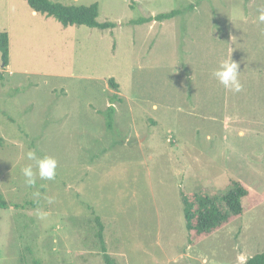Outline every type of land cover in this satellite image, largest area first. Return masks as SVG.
Segmentation results:
<instances>
[{"label":"rangeland","instance_id":"374dc122","mask_svg":"<svg viewBox=\"0 0 264 264\" xmlns=\"http://www.w3.org/2000/svg\"><path fill=\"white\" fill-rule=\"evenodd\" d=\"M51 1L97 3L112 27H63L0 0V264H243L263 252L264 0ZM229 57L238 93L213 75ZM29 150L56 160L54 179L26 184ZM234 182L242 215L188 232L181 196Z\"/></svg>","mask_w":264,"mask_h":264},{"label":"trees","instance_id":"16d2710c","mask_svg":"<svg viewBox=\"0 0 264 264\" xmlns=\"http://www.w3.org/2000/svg\"><path fill=\"white\" fill-rule=\"evenodd\" d=\"M25 2L32 12L53 18L63 27L84 26L100 30L112 27L108 23H99L97 21L99 15L97 3L84 6L64 5L51 0H25ZM178 12V10H172L168 13H162L157 15L154 20H169L178 14ZM143 22H147V19L139 18L132 21L134 24H142ZM0 55L3 66H7L8 36L5 32L0 34ZM110 84L111 87L116 89L113 83L110 82ZM113 114L114 109L112 106H109L105 111L107 117L106 124L109 128L113 120ZM1 140L0 138V144ZM246 195L247 190L238 182L232 183L231 189L225 193L212 196L195 195L192 201L182 195L180 199L183 206L185 229L188 232H193L196 237H201L203 234H210L223 227L231 218L242 215V200ZM0 208H5L4 203L0 204ZM98 236L101 238V231H99ZM100 241L102 242V240ZM107 258V255H104V259L109 264ZM243 264H264V251L250 256Z\"/></svg>","mask_w":264,"mask_h":264},{"label":"clouds","instance_id":"9594fccd","mask_svg":"<svg viewBox=\"0 0 264 264\" xmlns=\"http://www.w3.org/2000/svg\"><path fill=\"white\" fill-rule=\"evenodd\" d=\"M257 13L256 20L258 25H264V4L257 9ZM238 69L239 65L229 57L220 62L218 69L213 72V75L225 89L238 93L243 89ZM25 156L27 160L33 162L21 169L27 185L34 186L37 178L41 180H52L55 178L57 162L54 158L49 156L40 157L34 150H29Z\"/></svg>","mask_w":264,"mask_h":264}]
</instances>
